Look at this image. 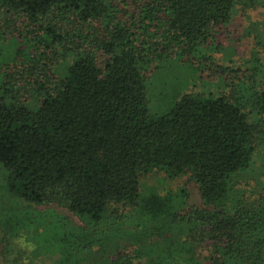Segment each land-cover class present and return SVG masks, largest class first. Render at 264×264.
<instances>
[{
	"label": "trees",
	"instance_id": "16d2710c",
	"mask_svg": "<svg viewBox=\"0 0 264 264\" xmlns=\"http://www.w3.org/2000/svg\"><path fill=\"white\" fill-rule=\"evenodd\" d=\"M262 17L264 0H0L5 188L83 225L65 264L106 248L107 264H264V183L242 179L264 147V38L219 64L234 23ZM172 58L227 91L149 114L147 69ZM150 174L184 178L199 206L184 189L143 191ZM15 220H0L6 254Z\"/></svg>",
	"mask_w": 264,
	"mask_h": 264
},
{
	"label": "rangeland",
	"instance_id": "374dc122",
	"mask_svg": "<svg viewBox=\"0 0 264 264\" xmlns=\"http://www.w3.org/2000/svg\"><path fill=\"white\" fill-rule=\"evenodd\" d=\"M245 22L248 24V28L243 26L241 20H237L231 28L233 34L225 35L224 48L220 52L222 61L219 62L220 65H226L225 60L235 62L238 59H245L251 50V39L256 36L264 38V17L258 21L251 19L249 23ZM211 62L216 65L217 59H212ZM204 66L209 68L210 65L204 64ZM149 68L147 69L148 79L145 83V91L148 112L151 115L167 114L171 107L186 95L216 98L227 91L225 79L222 76L208 74L203 72L206 71L203 69L197 70L186 60L172 58L157 66L156 69L155 65ZM261 76H264V65L255 80L258 79L257 81L261 82ZM242 179H245L246 183L249 181L253 184L255 182L264 183V147L256 152ZM184 183V178L168 181L159 174H150L140 178L143 191L153 188L159 194H165L184 189L187 194V209L199 206L197 191L192 185ZM244 185L245 182H241V186L239 184L236 190L239 192ZM7 219H17L15 221L18 223V227H15L13 241L9 242V253L4 252L2 243H0V253H5L6 257L10 259L8 261L16 260L18 264H56L57 262L65 264L67 254L63 256V250L70 252L75 248L74 227L83 228L82 224H79L64 210L40 207L12 197L5 188V173L0 166V220ZM87 231H94V227H87ZM76 242L79 243V240ZM200 253V250L195 251V257L199 258ZM108 255L107 248L98 255L93 250L81 254L77 252L71 257L70 263L107 264ZM185 257L189 258V255ZM187 258L183 261L174 260L173 264H187L185 261ZM145 262V259L140 261L141 264H145Z\"/></svg>",
	"mask_w": 264,
	"mask_h": 264
}]
</instances>
